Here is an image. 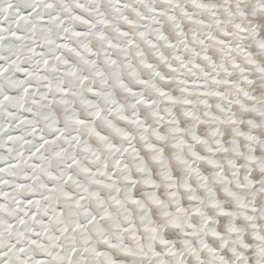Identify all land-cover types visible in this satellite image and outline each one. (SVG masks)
<instances>
[{"label": "snow or ice", "instance_id": "6c2138e0", "mask_svg": "<svg viewBox=\"0 0 264 264\" xmlns=\"http://www.w3.org/2000/svg\"><path fill=\"white\" fill-rule=\"evenodd\" d=\"M0 264H264V0H0Z\"/></svg>", "mask_w": 264, "mask_h": 264}]
</instances>
